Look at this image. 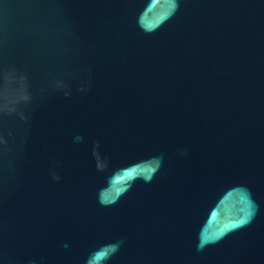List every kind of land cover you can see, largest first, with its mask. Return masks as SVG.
Wrapping results in <instances>:
<instances>
[{
    "label": "water",
    "instance_id": "obj_1",
    "mask_svg": "<svg viewBox=\"0 0 264 264\" xmlns=\"http://www.w3.org/2000/svg\"><path fill=\"white\" fill-rule=\"evenodd\" d=\"M0 264H264V0H0Z\"/></svg>",
    "mask_w": 264,
    "mask_h": 264
}]
</instances>
